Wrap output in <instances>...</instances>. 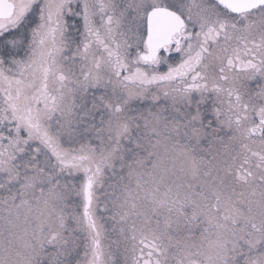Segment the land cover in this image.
Returning a JSON list of instances; mask_svg holds the SVG:
<instances>
[{
	"label": "snow or ice",
	"instance_id": "obj_1",
	"mask_svg": "<svg viewBox=\"0 0 264 264\" xmlns=\"http://www.w3.org/2000/svg\"><path fill=\"white\" fill-rule=\"evenodd\" d=\"M0 264H264V0H0Z\"/></svg>",
	"mask_w": 264,
	"mask_h": 264
}]
</instances>
